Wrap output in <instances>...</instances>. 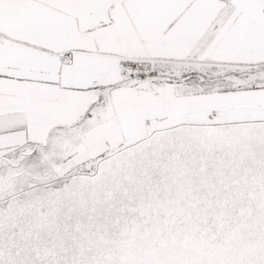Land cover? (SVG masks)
<instances>
[{"label":"snow or ice","instance_id":"snow-or-ice-1","mask_svg":"<svg viewBox=\"0 0 264 264\" xmlns=\"http://www.w3.org/2000/svg\"><path fill=\"white\" fill-rule=\"evenodd\" d=\"M0 264H264V0H0Z\"/></svg>","mask_w":264,"mask_h":264}]
</instances>
